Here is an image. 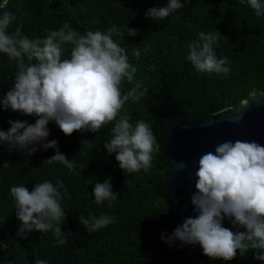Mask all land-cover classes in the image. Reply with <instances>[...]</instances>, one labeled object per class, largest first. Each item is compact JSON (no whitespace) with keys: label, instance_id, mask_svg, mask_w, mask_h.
Returning a JSON list of instances; mask_svg holds the SVG:
<instances>
[{"label":"trees","instance_id":"1","mask_svg":"<svg viewBox=\"0 0 264 264\" xmlns=\"http://www.w3.org/2000/svg\"><path fill=\"white\" fill-rule=\"evenodd\" d=\"M168 0H8L0 8L18 19L9 33L22 25L29 39H43L49 31L65 23L83 35L87 31L106 32L113 24L124 36L112 39L125 50L128 63L136 69L134 79L125 78L122 94L140 84L145 95L135 103L130 99L122 109L135 125L144 120L151 127L160 149L169 129L191 119H203L227 106L238 104L254 90H264V15L257 17L247 0H188L183 8L163 20L146 17L151 7H164ZM129 28L136 35L127 34ZM215 33L217 58L227 57L230 68L223 74L197 71L187 59L188 44L199 40V33ZM72 45L62 46V59L70 57ZM139 51L140 55L135 53ZM17 71L15 61L0 53V99L13 87ZM147 89V91H145ZM37 117L0 106V130L7 131L9 120L35 123ZM114 122L97 133L75 131L65 135L54 122L47 125L48 140L58 141L59 151L75 164L70 171L59 162H44L55 149L28 154L0 143V264H264L255 259V249L229 261L211 259L200 252L189 257L177 254L179 240L165 242L175 229L170 202L163 198L170 170L164 156L153 152L147 172L124 173L103 144L111 139ZM22 131V130H21ZM86 139L88 144L82 145ZM8 162L10 166L2 165ZM44 162V163H43ZM111 178L115 201L95 202L94 186ZM61 180L66 218L61 224L68 243L58 244L52 231L33 230L18 235L21 222L10 195L13 186L24 185L30 191L37 183ZM106 214L115 223L88 232L79 217ZM162 234L164 239H162ZM6 245V247H5Z\"/></svg>","mask_w":264,"mask_h":264},{"label":"clouds","instance_id":"2","mask_svg":"<svg viewBox=\"0 0 264 264\" xmlns=\"http://www.w3.org/2000/svg\"><path fill=\"white\" fill-rule=\"evenodd\" d=\"M247 3L257 17L264 15V0H247ZM6 5L4 0L0 8ZM183 6L181 0H168L166 6L151 7L145 15L153 21L163 20ZM17 19L9 11L0 15V53L7 54L17 65L13 87L0 99V106L37 119L35 123L9 120L11 127L0 130V143L28 154L38 151L37 145L44 150L55 149V155L44 162H59L74 171V162L59 151L58 141L48 140L49 122L58 125L65 135L75 131L97 133L114 122L111 139L103 147L108 154H116L115 159L124 173L147 172L153 152L160 151V147L148 123L138 120L133 125L126 111L121 114L127 101L131 99L135 103L145 93L138 92L140 84L127 94L121 92V82L125 78L132 82L136 69L128 63L123 47L112 39L114 33L124 36L119 27L113 24L106 32L87 31L78 35L65 23L59 30L49 31L43 39L33 40L22 35V25L9 33L8 29ZM136 32L137 29L128 27L129 36ZM198 35L199 40L187 46V59L199 72L227 76L230 68L226 65L231 62L227 57L217 58L213 47L218 36L203 31ZM65 44L72 47L70 57L62 59ZM135 55L139 56V51ZM88 143L86 139L81 140L82 145ZM196 163V191L191 196V204L197 215L186 217L165 242L170 246L176 240L186 245L199 244L204 255L224 261L234 259L237 250L244 256L255 249V259L264 261V146L254 141H225L214 152L201 155ZM2 166L8 168L10 164L4 162ZM185 166L180 162L178 168ZM110 181L109 177L95 183L93 192L97 204L108 201L111 207L117 199ZM61 189H64L61 180L55 184L37 183L31 191L24 185L11 187L14 210L21 222L18 235L33 230L52 231L58 244L68 243L66 236L71 233L61 228L66 218L61 207L64 199ZM226 217L233 226L246 228V232L224 227ZM79 221L88 232L115 223L106 214L87 219L81 216Z\"/></svg>","mask_w":264,"mask_h":264},{"label":"water","instance_id":"3","mask_svg":"<svg viewBox=\"0 0 264 264\" xmlns=\"http://www.w3.org/2000/svg\"><path fill=\"white\" fill-rule=\"evenodd\" d=\"M3 2L0 0V4ZM236 140L254 141L264 146V90L251 91L236 105L203 119L183 121L169 129L160 153L170 166L163 198L171 204L175 228L182 225L186 217L197 215L191 204V196L196 191V161L206 152H214L218 144ZM180 162L186 165L184 169L178 168ZM223 226L234 232H246L242 226H233L227 217ZM200 252L203 250L199 244L179 242L178 255L189 257Z\"/></svg>","mask_w":264,"mask_h":264}]
</instances>
